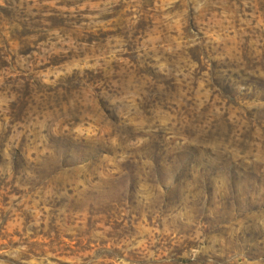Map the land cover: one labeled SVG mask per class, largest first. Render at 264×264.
<instances>
[{"label": "rangeland", "instance_id": "374dc122", "mask_svg": "<svg viewBox=\"0 0 264 264\" xmlns=\"http://www.w3.org/2000/svg\"><path fill=\"white\" fill-rule=\"evenodd\" d=\"M0 264H264V0H0Z\"/></svg>", "mask_w": 264, "mask_h": 264}]
</instances>
